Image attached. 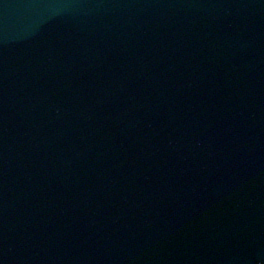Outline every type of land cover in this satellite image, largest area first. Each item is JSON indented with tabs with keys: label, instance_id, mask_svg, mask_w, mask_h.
Segmentation results:
<instances>
[{
	"label": "water",
	"instance_id": "obj_1",
	"mask_svg": "<svg viewBox=\"0 0 264 264\" xmlns=\"http://www.w3.org/2000/svg\"><path fill=\"white\" fill-rule=\"evenodd\" d=\"M0 264H264V0H0Z\"/></svg>",
	"mask_w": 264,
	"mask_h": 264
}]
</instances>
